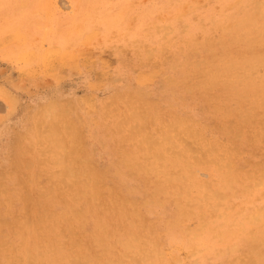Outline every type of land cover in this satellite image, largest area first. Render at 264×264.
Instances as JSON below:
<instances>
[{
	"label": "rangeland",
	"instance_id": "374dc122",
	"mask_svg": "<svg viewBox=\"0 0 264 264\" xmlns=\"http://www.w3.org/2000/svg\"><path fill=\"white\" fill-rule=\"evenodd\" d=\"M263 28L264 0H0V264H257Z\"/></svg>",
	"mask_w": 264,
	"mask_h": 264
},
{
	"label": "bare ground",
	"instance_id": "6f19581e",
	"mask_svg": "<svg viewBox=\"0 0 264 264\" xmlns=\"http://www.w3.org/2000/svg\"><path fill=\"white\" fill-rule=\"evenodd\" d=\"M196 1V0H195ZM111 2V1H110ZM50 3V2H49ZM69 3V2H68ZM112 3V2H111ZM111 3H109V4H111ZM118 3V2H117ZM12 4V3H11ZM16 4V3H15ZM70 4V3H69ZM194 4V3H193ZM48 5H50V4H48ZM192 5V4H191ZM195 5V4H194ZM207 6H209V5H207ZM251 6V5H250ZM101 7V6H100ZM190 7H192V6H190ZM251 7H253V6H251ZM255 7V6H254ZM74 8V7H73ZM72 8V9H73ZM142 8V7H141ZM109 9H111V8H109ZM140 9V8H139ZM250 9V8H249ZM252 9V8H251ZM130 10V9H129ZM179 10H182V9H179ZM236 10H237V7H236ZM59 11V10H58ZM61 11V10H60ZM226 11V10H225ZM225 11H224V13H225ZM241 11V10H240ZM247 11V10H246ZM14 12V11H13ZM252 12V11H251ZM49 13V12H48ZM128 13V12H127ZM40 14V13H39ZM117 14H119V13H117ZM138 14V13H137ZM144 14H145V11H144ZM244 14V13H243ZM24 15V14H23ZM259 15V14H258ZM138 16V15H137ZM167 16V15H166ZM244 16V15H243ZM181 17V16H180ZM256 17V16H255ZM259 17V16H258ZM126 18V17H125ZM130 18V17H129ZM136 18V17H135ZM160 18V17H159ZM232 18V17H231ZM47 19H48V17H47ZM117 19H119V18H117ZM123 19V18H122ZM241 19V18H240ZM111 20H113V17H112V19ZM124 20V19H123ZM130 20H132V19H130ZM168 20V19H167ZM225 20V19H224ZM250 20V18L248 17L247 18V20H246V22L247 21H249ZM261 20H263V19H261ZM119 21V20H118ZM135 21V20H134ZM189 21V20H188ZM205 21H207V19L205 20ZM112 22V21H111ZM114 22H116V21H114ZM137 22H138V20H137ZM136 22V23H137ZM262 22V21H261ZM122 23V22H121ZM135 23V22H134ZM167 23V22H166ZM219 23V22H218ZM115 24V23H114ZM138 24V23H137ZM165 24V23H164ZM217 24V23H216ZM231 24V23H230ZM235 24V23H234ZM107 25V24H106ZM109 25V24H108ZM110 25H113V24H110ZM125 25V24H124ZM128 25V24H127ZM225 25V24H224ZM130 27L132 26V25H129ZM174 26V25H173ZM216 26V25H215ZM214 26V27H215ZM220 26H221V24H220ZM222 27V26H221ZM226 27V26H225ZM243 27V26H242ZM216 28V27H215ZM218 28V27H217ZM228 28H229V26H228ZM238 28H240V27H238ZM249 28V27H248ZM236 29V28H235ZM264 29V28H263ZM77 30V29H76ZM222 30V29H221ZM47 31V30H46ZM231 31H232V29H231ZM140 32H142V31H140ZM147 32V31H146ZM154 32V31H153ZM213 32V31H212ZM155 33H156V31H155ZM182 33H183V31H182ZM216 33H218V32H216ZM256 33V32H255ZM112 34V33H111ZM157 34V33H156ZM221 34V33H220ZM19 35V34H18ZM113 35V34H112ZM111 35V36H112ZM223 35V34H222ZM225 35V34H224ZM250 35V34H249ZM96 37H98V36H96ZM145 37H146V35H145ZM250 37V36H249ZM170 38V37H169ZM112 40V39H111ZM223 40V39H222ZM250 40V39H249ZM159 42V41H158ZM191 42H192V40H191ZM87 43V42H86ZM163 43V42H162ZM180 42H178V44H179ZM262 43V42H261ZM43 44V43H42ZM85 44V43H84ZM89 45H90V43H88ZM126 44H127V41H126ZM188 44V43H187ZM89 45H87V46H89ZM171 45V44H170ZM242 45V44H241ZM19 46V45H18ZM92 46V45H91ZM128 46V45H127ZM192 46V45H191ZM248 46V45H247ZM101 47V46H100ZM119 47H121V46H119ZM118 47V48H119ZM169 47V46H168ZM256 47V46H255ZM86 48V47H85ZM200 48V47H199ZM90 49V48H89ZM168 49V48H167ZM188 49V48H187ZM209 49V48H208ZM256 49V48H255ZM91 50V49H90ZM89 50V51H90ZM157 51V50H156ZM160 51H161V49H160ZM86 52V51H85ZM259 52V51H258ZM45 53V52H44ZM203 53V52H202ZM232 53V52H231ZM235 53V52H234ZM238 53V52H237ZM243 52L241 51V54H242ZM250 53V52H249ZM106 54V53H105ZM215 54V53H214ZM217 54V53H216ZM228 54V53H227ZM239 54V53H238ZM248 54V53H247ZM251 54V53H250ZM25 55V54H24ZM192 55V54H191ZM157 56V55H156ZM159 56V55H158ZM203 56V55H202ZM201 56V57H202ZM204 56H205V54H204ZM208 56V55H207ZM199 57V56H198ZM158 58V57H157ZM200 58V57H199ZM207 58H209L210 59V57H207ZM218 58V57H217ZM153 60V59H152ZM162 60V59H161ZM166 60V59H165ZM146 61V60H145ZM185 61V60H184ZM161 62V61H160ZM119 63V62H118ZM152 63V62H151ZM194 63V62H193ZM215 63V62H214ZM222 63V62H221ZM252 63V60H249L248 61V64H251ZM160 64V63H159ZM216 64V63H215ZM127 65V64H126ZM125 65V66H126ZM142 65V64H141ZM154 65H156V64H154ZM124 66V65H123ZM128 66V65H127ZM194 66V65H193ZM223 66V65H222ZM264 66V65H263ZM143 67V66H142ZM158 67V66H157ZM251 66L250 65H248V68H250ZM128 68V67H127ZM231 68H233V67H230V68H228L227 70H226V73H230L231 72ZM261 68V67H260ZM148 69H149V66H148ZM171 69V68H170ZM186 69V68H185ZM254 69V68H253ZM256 69V68H255ZM260 70H263V69H260ZM173 71V70H172ZM190 71V70H189ZM192 71V70H191ZM190 71V72H191ZM222 71V70H221ZM156 72V71H155ZM144 73H146V72H144ZM153 74V73H152ZM155 74V73H154ZM264 74V73H263ZM138 76V75H137ZM239 76V75H238ZM208 78V77H207ZM233 79V78H232ZM251 80H253V79H251ZM134 81V80H133ZM264 81V80H263ZM188 82V81H187ZM173 84V83H172ZM180 84V83H179ZM187 85V84H186ZM190 85V84H189ZM259 85V84H258ZM179 86V85H178ZM243 86V85H242ZM133 87H134V85H133ZM188 87V86H187ZM261 88L262 89H264V84H262V86H261ZM178 89V88H177ZM202 89V88H201ZM249 89L252 91V92H254V91H256L254 88H250L249 87ZM128 90V89H127ZM126 90V91H127ZM197 90V89H196ZM137 91V90H136ZM151 91V90H150ZM128 92V91H127ZM204 92V91H203ZM213 92V91H212ZM3 93V92H2ZM114 93V92H113ZM159 93V92H158ZM200 93V92H199ZM255 93V92H254ZM114 94H116V93H114ZM155 94H156V92H155ZM195 94H196V92H195ZM204 94V93H203ZM6 95V94H5ZM162 95V94H161ZM197 95V94H196ZM115 96V95H114ZM134 96V95H133ZM249 96V95H248ZM111 97V96H110ZM223 97V96H222ZM253 97V96H252ZM152 98V97H151ZM155 98V97H154ZM167 98V97H166ZM166 98H165V100H166ZM201 98V97H200ZM168 99V98H167ZM221 99V98H220ZM57 100V99H56ZM147 100H148V98H147ZM146 100V101H147ZM150 100V99H149ZM194 100H196V99H194ZM139 101V100H138ZM201 101V100H200ZM148 102H150V101H148ZM59 103V102H58ZM118 103V102H117ZM151 103V102H150ZM162 103V102H161ZM234 103V102H233ZM119 104V103H118ZM155 104V103H154ZM78 105V104H77ZM122 105V104H121ZM137 105V104H136ZM221 105V104H220ZM64 106V105H63ZM215 106V105H214ZM242 106V105H241ZM65 107V106H64ZM63 107V108H64ZM78 107V106H77ZM101 107V106H100ZM124 107V106H123ZM149 107V106H148ZM177 107V106H176ZM179 107V106H178ZM56 108V107H55ZM62 108V109H63ZM88 108V107H87ZM126 108V107H125ZM181 108V107H180ZM233 108V107H232ZM249 108V107H248ZM59 109V108H58ZM61 109V108H60ZM73 109H75V108H73ZM178 109V108H177ZM105 110V109H104ZM166 110V109H165ZM239 110V109H238ZM46 111V110H45ZM68 111V110H67ZM92 111V110H91ZM133 111V110H132ZM224 111V110H223ZM252 111V110H251ZM77 112V111H76ZM90 112V111H89ZM181 112V111H180ZM179 112V113H180ZM248 112V111H247ZM72 113V112H71ZM74 113V112H73ZM117 113V112H116ZM127 113V112H126ZM182 113H184V112H182ZM260 113H261V111H260ZM44 114V113H43ZM83 114V113H82ZM86 114V113H85ZM114 114V113H113ZM232 114V113H231ZM244 114V113H243ZM38 115V114H37ZM98 115V114H97ZM214 115V114H213ZM39 116V115H38ZM80 116V115H79ZM184 116V115H183ZM216 116V115H215ZM217 117H218V115H217ZM38 117H36V119H37ZM231 118V117H230ZM229 118V119H230ZM264 118V117H263ZM35 119V118H34ZM47 119V118H46ZM53 119V118H52ZM71 119V118H70ZM82 120H84V119H82ZM86 120V119H85ZM242 120H243V118H242ZM242 120H240V121H242ZM36 121V120H35ZM34 121V122H35ZM46 121V120H45ZM79 121V120H78ZM114 121H116V120H114ZM186 121H189V120H186ZM108 122V121H107ZM117 122V121H116ZM157 122V121H156ZM227 122V121H226ZM86 123V122H85ZM92 123V122H91ZM132 123V122H131ZM139 123V122H138ZM186 123V122H185ZM200 123V122H199ZM30 124V123H29ZM157 124V123H156ZM155 124V125H156ZM249 124V123H248ZM85 125V124H84ZM87 125V124H86ZM118 125V124H117ZM242 125V124H241ZM79 126H81V125H79ZM92 126V125H91ZM104 126V125H103ZM113 126V125H112ZM148 126V125H147ZM33 127V126H32ZM42 127V126H41ZM65 127V126H64ZM72 127V126H71ZM70 127V128H71ZM99 127V126H98ZM105 127V126H104ZM136 127H137V125H136ZM193 127V126H192ZM35 128V127H34ZM79 128V127H78ZM109 128V127H108ZM135 128V127H134ZM209 128V127H208ZM91 129H93V128H91ZM104 129V128H103ZM194 129V128H193ZM197 129V128H196ZM36 130V129H35ZM75 130V129H74ZM83 130V129H82ZM99 130V129H98ZM176 130V129H175ZM211 130V129H210ZM243 130H245V129H243ZM261 130V129H260ZM33 131V130H32ZM90 131V130H89ZM212 131V130H211ZM26 132V131H25ZM78 132V131H77ZM1 133H3V132H1ZM22 133H24V132H22ZM33 133V132H32ZM81 133V132H80ZM83 133V132H82ZM194 133V132H193ZM203 133V132H202ZM243 133H244V131H243ZM41 134V133H40ZM98 134V133H97ZM125 134V133H124ZM205 134V133H204ZM34 135V134H33ZM33 135H31L32 137H33ZM96 135V134H95ZM104 135V134H103ZM151 135V134H150ZM20 136V135H19ZM37 136V135H36ZM121 136V135H120ZM137 136V135H136ZM181 136V135H180ZM197 136V135H196ZM200 136V135H199ZM204 136V135H203ZM16 137V136H15ZM14 137V138H15ZM122 137V136H121ZM175 137V136H174ZM192 137H194L193 135H192ZM43 138V137H42ZM119 138V137H118ZM117 138V139H118ZM153 138V137H152ZM198 138V137H197ZM260 138V137H259ZM35 139V138H34ZM44 139V138H43ZM46 139H47V137H46ZM82 139H84V138H82ZM116 139V140H117ZM173 139V138H172ZM256 139V138H255ZM198 140V139H197ZM214 140V139H213ZM24 141V140H23ZM70 141V140H69ZM184 141H186V139L184 140ZM225 141V140H224ZM227 141H229V140H227ZM258 141V140H257ZM264 141V140H263ZM36 142V141H35ZM138 142V141H137ZM177 142V141H176ZM203 142V141H202ZM201 142V143H202ZM226 142V141H225ZM23 143V142H22ZM45 143H47V142H45ZM194 143H195V141H194ZM216 143V142H215ZM24 144V143H23ZM30 144V143H29ZM159 144V143H158ZM182 144H184V143H182ZM258 144V143H257ZM39 145V144H38ZM82 145V144H81ZM84 145V144H83ZM169 145V144H168ZM217 145V144H216ZM228 145H230V144H228ZM254 146H255V144H253ZM26 146V145H25ZM165 146V145H164ZM178 146V145H177ZM181 146V145H180ZM179 146V147H180ZM194 146V145H193ZM257 146V145H256ZM199 147H200V145H199ZM206 147V146H205ZM210 147V146H209ZM218 147V146H217ZM225 147V146H224ZM231 147V146H230ZM252 147V146H251ZM260 147V146H259ZM160 148V147H159ZM188 148V147H187ZM215 148V147H214ZM219 148V147H218ZM221 148V147H220ZM44 149V148H43ZM151 149V148H150ZM186 149V148H185ZM192 150H193V148H191ZM190 149V152L192 151ZM206 149V148H205ZM254 149V148H253ZM257 149V148H256ZM14 150L16 151V149L14 148ZM21 150V149H20ZM132 150V149H131ZM161 150V149H160ZM175 150V149H174ZM202 150V149H201ZM200 150V151H201ZM222 150V149H221ZM78 151V150H77ZM162 151V150H161ZM204 151V150H203ZM14 152V151H13ZM17 152V151H16ZM135 152V151H134ZM156 152V151H155ZM218 152H220V151H218ZM217 152V153H218ZM242 152V151H241ZM11 153V152H10ZM39 153V152H38ZM130 153V152H129ZM133 153V152H132ZM141 153V152H140ZM169 153V152H168ZM176 153V152H175ZM177 154H179V153H177ZM192 154V153H191ZM219 154V153H218ZM226 154V153H225ZM242 154V153H241ZM240 154V155H241ZM35 155V154H34ZM156 155V154H155ZM158 155V154H157ZM166 155V154H165ZM164 155V156H165ZM204 155V154H203ZM228 155H229V153H228ZM243 155V154H242ZM83 156V155H82ZM179 156H180V154H179ZM189 156V155H188ZM37 157V156H36ZM62 157H63V155H62ZM65 157H68V156H66L65 155ZM167 157V156H166ZM208 157V156H207ZM212 157V156H211ZM232 157V156H231ZM38 158V157H37ZM46 158V157H45ZM176 158V157H175ZM197 158H198V155H197ZM210 158V157H209ZM4 159V158H3ZM62 159V158H61ZM85 159V158H84ZM180 159H181V156H180ZM219 159V158H218ZM243 159V158H242ZM7 160V159H6ZM187 160V159H186ZM198 160V159H197ZM254 160V159H253ZM141 161V160H140ZM144 161V160H143ZM151 161V160H150ZM180 161V160H179ZM199 161V160H198ZM202 160H200V162H201ZM227 161V160H226ZM238 161V160H237ZM247 161V160H246ZM26 162V161H25ZM70 162V161H69ZM89 162V161H88ZM87 162V163H88ZM138 162V161H137ZM145 162V161H144ZM174 162V161H173ZM234 162V161H233ZM249 162H251V161H249ZM5 163H7V162H5ZM64 163H66V162H64ZM75 163V162H74ZM148 163V162H147ZM172 163V162H171ZM8 164V163H7ZM25 164V163H24ZM37 164V163H36ZM35 164V165H36ZM154 164H156V163H154ZM167 164V163H166ZM172 164H174V163H172ZM187 164V163H186ZM224 164V163H223ZM23 165V164H22ZM31 165V164H30ZM33 165V164H32ZM47 165V164H46ZM248 165V164H247ZM66 166V165H65ZM120 166H122V165H120ZM149 166V165H148ZM212 166V165H211ZM227 166H229V165H227ZM75 167V166H74ZM79 167V166H78ZM165 167V166H164ZM172 167V166H171ZM182 167H184V165H182ZM194 167V166H193ZM200 167V166H199ZM198 167V168H199ZM233 167H234V165H233ZM245 167V166H244ZM41 168H42V166H41ZM66 168V167H65ZM145 168V167H144ZM259 168V167H258ZM264 168V167H263ZM33 169V168H32ZM37 169V168H36ZM36 169H34V170H36ZM56 169V168H55ZM121 169H122V167H121ZM155 169V168H154ZM182 169V168H181ZM185 169V168H184ZM208 169V168H207ZM250 169V168H249ZM66 172L64 173V175L66 176V177H72L73 175H74V172H73V170L71 169V168H66ZM153 170V169H152ZM163 170V169H162ZM176 170V169H175ZM174 170V171H175ZM192 170V169H191ZM258 170V169H257ZM37 171V170H36ZM40 171V170H39ZM48 171V170H47ZM87 171H88V169H87ZM113 171H114V169H113ZM157 171V170H156ZM165 171V170H164ZM202 171V170H201ZM217 171V170H216ZM79 172V171H78ZM90 172V171H89ZM93 172V171H92ZM99 172V171H98ZM125 172H126V170H125ZM173 172V171H172ZM185 172V171H184ZM207 172V171H206ZM211 172V171H210ZM239 172V171H238ZM237 172V173H238ZM104 173H106V172H104ZM141 173V172H140ZM181 173V172H180ZM187 173V172H186ZM221 173V172H220ZM219 173V174H220ZM259 173V172H258ZM41 174V173H40ZM100 174V173H99ZM103 174V173H102ZM154 174V173H153ZM188 174V173H187ZM196 174V173H195ZM222 174V173H221ZM48 175V174H47ZM120 175V174H119ZM182 175V174H181ZM186 175V174H185ZM237 175V174H236ZM242 175V174H241ZM41 176H43V175H41ZM99 176V175H98ZM102 176V175H101ZM138 176H139V174H138ZM193 176V175H192ZM208 176H210V175H208ZM212 176V175H211ZM116 177V176H115ZM159 177V176H158ZM163 177V176H162ZM191 177V176H190ZM202 177V176H201ZM106 178V177H105ZM111 178V177H110ZM145 178V177H144ZM160 178V177H159ZM35 179V178H34ZM34 179H33V181H34ZM81 179V178H80ZM114 179V178H113ZM115 179H117V178H115ZM125 179V178H124ZM153 179V178H152ZM155 179V178H154ZM165 179V178H164ZM181 179V178H180ZM179 179V180H180ZM230 179V178H229ZM240 179V178H239ZM239 179H238V181H239ZM32 180V179H31ZM93 180V179H92ZM107 180V179H106ZM162 180V179H161ZM172 180H174V179H172ZM189 180V179H188ZM192 180V179H191ZM196 179H194V181H195ZM228 180V179H227ZM234 180V179H233ZM38 181V180H37ZM84 181V180H83ZM115 181V180H114ZM187 181V180H186ZM99 182V181H98ZM100 182H102V181H100ZM152 182V181H151ZM203 182V181H202ZM224 182V181H223ZM240 182V181H239ZM44 183L46 184V182L44 181ZM105 183V182H104ZM114 183V182H113ZM119 183H121V182H119ZM162 183V182H161ZM232 183V182H231ZM263 183V182H262ZM42 184V183H41ZM93 184V183H92ZM103 184V183H102ZM101 183H100V185H102ZM109 184V183H108ZM163 184V183H162ZM161 184V185H162ZM185 184V183H184ZM207 184V183H206ZM30 185H32V184H30ZM39 185H40V183H39ZM244 185V184H243ZM263 185V184H262ZM35 186V185H34ZM80 186V185H79ZM95 186V185H94ZM106 186V185H105ZM112 186V185H111ZM114 186V185H113ZM119 186V185H118ZM122 186V185H121ZM192 186H193V184H192ZM217 186V185H216ZM261 186V185H260ZM44 187V186H43ZM165 187V186H164ZM163 187V188H164ZM203 187V186H202ZM210 187H212V186H210ZM228 187V186H227ZM10 188V187H9ZM14 188V187H13ZM62 188V187H61ZM66 188V187H65ZM118 188V187H117ZM195 188V187H194ZM259 188V187H258ZM8 189V188H7ZM12 189V188H11ZM34 189H35V187H34ZM77 189V188H76ZM105 189V188H104ZM113 189V188H112ZM120 189V188H119ZM118 189V190H119ZM204 189V188H203ZM208 189V188H207ZM245 189V188H244ZM254 189V188H253ZM39 190V189H38ZM62 190V189H61ZM70 190V189H69ZM90 190V189H89ZM95 190V189H94ZM100 190V189H99ZM173 190V189H172ZM209 190V189H208ZM66 191V190H65ZM115 191V190H114ZM123 191V190H122ZM168 191V190H167ZM194 191V190H193ZM224 191V190H223ZM71 192V191H70ZM80 192V191H79ZM113 192V191H112ZM164 192V191H163ZM183 192V191H182ZM217 192V191H216ZM225 192V191H224ZM12 193V192H11ZM45 193V192H44ZM99 193V192H98ZM97 193V194H98ZM117 193V192H116ZM192 193V192H191ZM204 193V192H203ZM230 193V192H229ZM117 194H119V193H117ZM208 194V193H207ZM213 194H214V191H213ZM241 194V193H240ZM12 195V194H11ZM37 195V194H36ZM65 195V194H64ZM116 195V194H115ZM121 195V194H120ZM185 195V194H184ZM204 195V194H203ZM202 195V196H203ZM206 195V194H205ZM218 195H220V193L218 194ZM228 195V194H227ZM16 196V195H15ZM14 196V197H15ZM168 196V195H167ZM242 196V195H241ZM86 197H88V196H86ZM102 197V196H101ZM104 197V196H103ZM172 197V196H171ZM196 197V196H195ZM207 197V196H206ZM47 198V197H46ZM185 198H187V197H185ZM213 198V197H212ZM220 198L222 199V197L220 196ZM231 198V197H230ZM10 199H11V197H10ZM73 199V198H72ZM143 199V198H142ZM161 199V198H160ZM174 199V198H173ZM178 199V198H177ZM195 199V198H194ZM208 199H210V198H208ZM218 199H219V197H218ZM241 199V198H240ZM41 200V199H40ZM75 200V199H74ZM88 200V202H89V199H87ZM129 200V199H128ZM145 200V199H144ZM183 200V199H182ZM48 201V200H47ZM77 201V200H76ZM140 201V200H139ZM142 201V200H141ZM202 201H203V199H202ZM1 202V201H0ZM4 202V201H3ZM46 202V201H45ZM44 202V203H45ZM87 202V201H86ZM130 202V201H129ZM132 202V201H131ZM136 202H137V200H136ZM167 202V201H166ZM185 202V201H184ZM250 202V201H249ZM78 203V202H77ZM139 203V202H138ZM168 203V202H167ZM192 203V202H191ZM191 203H189V204H191ZM194 203V202H193ZM202 203H204V202H202ZM222 202H220L219 204H221ZM19 204V203H18ZM76 204V203H75ZM88 204V203H87ZM111 204V203H110ZM188 204V205H189ZM207 204V203H206ZM33 205V204H32ZM70 205H71V203H70ZM215 205V204H214ZM238 205V204H237ZM240 205V204H239ZM15 206V205H14ZM50 206V205H49ZM52 206H53V204H52ZM84 206V205H83ZM138 206V205H137ZM190 206V205H189ZM207 206H209V205H207ZM226 206V205H225ZM112 207V206H111ZM172 207V206H171ZM192 207V206H191ZM205 206L203 205V208H204ZM3 208V207H2ZM47 208V207H46ZM77 208V207H76ZM83 208V207H82ZM85 208V207H84ZM124 208V207H123ZM146 208V207H145ZM170 208V207H169ZM173 208H175V207H173ZM213 208H216V207H213ZM221 208V207H220ZM219 208V209H220ZM233 208H237V207H233ZM263 208V207H262ZM50 209V208H49ZM92 209V208H91ZM117 209V208H116ZM206 209V208H205ZM251 209V208H250ZM30 210H32L31 208H30ZM68 210V209H67ZM82 210V209H81ZM99 210V209H98ZM141 210V209H140ZM170 210V209H169ZM178 210V209H177ZM187 210V209H186ZM189 210V209H188ZM209 210V209H208ZM122 211V210H121ZM124 211V210H123ZM147 211V210H146ZM198 211V210H197ZM3 212V211H2ZM82 212V211H81ZM80 212V213H81ZM143 212V211H142ZM160 212H162V211H160ZM166 212V211H165ZM164 212V213H165ZM171 212V211H170ZM176 212V211H175ZM182 212H183V210H182ZM205 212V211H204ZM104 213H106V212H104ZM259 213V212H258ZM49 214V213H48ZM107 214V213H106ZM146 214V213H145ZM144 214V215H145ZM150 214V213H149ZM167 214H169V213H167ZM174 214V213H173ZM172 214V215H173ZM177 214V213H176ZM185 214V213H184ZM72 215V214H71ZM157 215V214H156ZM217 215V214H216ZM254 215V214H253ZM64 216V215H63ZM82 216H84V215H82ZM98 216H100V215H98ZM153 216H154V214H153ZM159 216V215H158ZM168 216V215H167ZM198 216V215H197ZM222 216V215H221ZM6 217V216H5ZM32 217V216H31ZM67 217V216H66ZM74 217V216H73ZM86 217V216H85ZM94 217H96V216H94ZM163 217V216H162ZM175 217V216H174ZM193 217V216H192ZM196 217V216H195ZM101 218V217H100ZM119 218V217H118ZM117 218V219H118ZM125 218V217H124ZM160 218V217H159ZM177 218V217H176ZM31 219V218H30ZM105 219V218H104ZM110 219V218H109ZM180 219V218H179ZM259 219V218H258ZM79 220V219H78ZM90 220V219H89ZM123 220V219H122ZM171 220H172V218H171ZM198 220V219H197ZM212 220V219H211ZM75 221V220H74ZM120 221V220H119ZM164 221V220H163ZM170 221V220H169ZM202 221V220H201ZM201 221H199V222H201ZM261 221H262V219H261ZM69 222V221H68ZM76 222V221H75ZM81 222V221H80ZM79 222V223H80ZM91 222V221H90ZM176 222V221H175ZM192 222V221H191ZM198 222V221H197ZM206 222V221H205ZM211 222V221H210ZM215 222H217V221H215ZM14 223V222H13ZM63 223V222H62ZM77 223V222H76ZM88 223V222H87ZM104 223V222H103ZM121 223V222H120ZM126 223V222H125ZM160 223V222H159ZM90 224V223H89ZM139 224V223H138ZM182 224V223H181ZM41 225V224H40ZM74 225V224H73ZM72 225V226H73ZM214 225V224H213ZM212 225V226H213ZM223 225V224H222ZM14 226V225H13ZM38 226V225H37ZM64 226V225H63ZM160 226V225H159ZM161 226H162V224H161ZM263 226V225H262ZM39 227V226H38ZM154 227V226H153ZM207 227V226H206ZM159 228H161V227H159ZM177 228V227H176ZM180 228H181V226H180ZM204 228V227H203ZM218 228V227H217ZM2 229V228H1ZM63 229V228H62ZM94 229V228H93ZM103 229V228H102ZM191 229V228H190ZM216 229V228H215ZM56 230V229H55ZM54 230V231H55ZM110 230V229H109ZM108 230V231H109ZM174 230V229H173ZM207 230V229H206ZM253 230V229H252ZM1 231V230H0ZM13 231H14V229H13ZM32 231V230H31ZM121 231V230H120ZM143 231V230H142ZM184 231V230H183ZM261 231V230H260ZM139 232V231H138ZM148 232V231H147ZM198 232V231H197ZM223 232V231H222ZM250 232V231H249ZM97 233V232H96ZM100 233V232H99ZM123 233V232H122ZM160 233V232H159ZM177 233V232H176ZM175 233V234H176ZM184 233V232H183ZM89 234V233H88ZM90 234H91V232H90ZM89 234V235H90ZM94 234V233H93ZM180 233H178V235H179ZM191 234V233H190ZM189 234V235H190ZM221 234V233H220ZM22 235V234H21ZM41 235V234H40ZM95 235V234H94ZM99 235V234H98ZM111 235V234H110ZM116 236H114V237H116L117 238V234H115ZM177 235V234H176ZM188 235V236H189ZM237 235V234H236ZM43 236V235H42ZM122 236V235H121ZM159 236V235H158ZM162 236V235H161ZM185 236V235H184ZM3 237V236H2ZM86 237V236H85ZM132 237V236H131ZM163 237V236H162ZM177 237V236H176ZM186 237V236H185ZM24 238V237H23ZM59 238V237H58ZM81 238H83V237H81ZM139 238V237H138ZM180 238H182V237H180ZM200 238H201V236H200ZM204 238V237H203ZM53 239V238H52ZM88 239V238H87ZM111 239V238H110ZM133 239V238H132ZM165 239V238H164ZM163 239V240H164ZM196 239V238H195ZM207 239V238H206ZM262 240H264V237H262L261 238ZM27 240H28V238H27ZM93 240V239H92ZM4 241V240H3ZM18 241V240H17ZM31 241H32V239H31ZM141 241V240H140ZM195 241V240H194ZM6 242V241H5ZM39 242V241H38ZM79 242H80V240H79ZM100 242V241H99ZM129 242V241H128ZM131 242V241H130ZM138 242H139V240H138ZM84 243V242H83ZM94 243V242H93ZM106 243V242H105ZM51 244V243H50ZM57 244V243H56ZM103 244V243H102ZM139 244H141V243H139ZM148 244V243H147ZM14 245H15V243H14ZM13 245V246H14ZM45 245V244H44ZM132 245V244H131ZM168 245V244H167ZM144 246V245H143ZM247 246V245H246ZM90 247V246H89ZM114 247V246H113ZM255 247V246H254ZM13 248V247H12ZM94 248H95V246H94ZM109 248V247H108ZM111 248V247H110ZM121 248V247H120ZM165 248V247H164ZM43 249V248H42ZM83 249V248H82ZM116 250H117V248H115ZM238 249V248H237ZM244 249V248H243ZM10 249L8 248V251H9ZM45 250V249H44ZM48 250V249H47ZM112 250V249H111ZM115 250V251H116ZM120 250V249H119ZM263 250V249H262ZM2 251V250H1ZM14 251V250H13ZM91 251V250H90ZM125 251V250H124ZM194 251V250H193ZM3 252V251H2ZM15 252V251H14ZM80 252V251H79ZM83 252V251H82ZM94 252V251H93ZM101 252V251H100ZM99 252V253H100ZM117 252V251H116ZM131 252V251H130ZM142 252V251H141ZM177 252V251H176ZM182 252V251H181ZM247 252V251H246ZM253 252H254V255H255V257H258L261 253H258L259 251L257 250V248H255L254 250H253ZM4 253V252H3ZM9 253V252H8ZM86 253V252H85ZM102 253V252H101ZM240 253V252H239ZM263 253V252H262ZM12 254V253H11ZM15 254V253H14ZM63 254V253H62ZM75 254V253H74ZM80 254V253H79ZM89 254V253H88ZM167 254V253H166ZM47 255H48V252H47ZM46 255V256H47ZM117 255V254H116ZM72 256V255H71ZM97 256H99V255H97ZM112 256V255H111ZM201 256H203V255H201ZM30 257V256H29ZM130 257V256H129ZM133 257V256H132ZM132 257H130V258H132ZM137 257V256H136ZM176 257V256H175ZM15 258V257H14ZM44 258V257H43ZM46 258V257H45ZM44 258V259H45ZM58 258V257H57ZM69 258V257H68ZM108 258V257H107ZM119 258V257H118ZM141 258V257H140ZM1 259V258H0ZM39 259V258H38ZM101 259V258H100ZM104 259V258H103ZM124 259V258H123ZM150 259V258H149ZM175 259V258H174ZM225 259V258H224ZM29 260H30V258H29ZM29 260H28V262H29ZM91 260V259H90ZM97 260V259H96ZM139 259L137 258V261H138ZM223 260V259H222ZM3 261V260H2ZM193 261V260H192ZM249 261V260H248ZM64 262V261H63ZM94 262V261H93ZM97 262V261H96ZM116 262V261H115ZM140 262V261H139ZM16 263V262H15ZM75 263V262H74ZM101 263V262H100ZM223 263V262H222ZM44 264H46V263H44ZM61 264V263H60ZM90 264V263H89ZM93 264V263H92ZM123 264V263H122ZM252 264H256V263H252ZM257 264H264V257H260V258H258V262H257Z\"/></svg>",
	"mask_w": 264,
	"mask_h": 264
}]
</instances>
